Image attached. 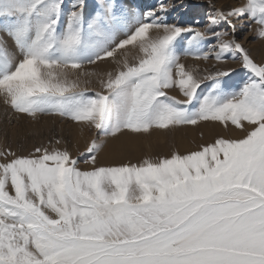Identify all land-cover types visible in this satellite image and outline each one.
Instances as JSON below:
<instances>
[{
  "label": "snow or ice",
  "instance_id": "snow-or-ice-1",
  "mask_svg": "<svg viewBox=\"0 0 264 264\" xmlns=\"http://www.w3.org/2000/svg\"><path fill=\"white\" fill-rule=\"evenodd\" d=\"M175 8L0 0L13 45L0 36L4 104L95 130L80 153L87 170L59 139L0 152V264H264V62L233 22L264 40V0L217 9L203 27L169 22ZM206 122L242 135L98 165L109 138Z\"/></svg>",
  "mask_w": 264,
  "mask_h": 264
},
{
  "label": "rangeland",
  "instance_id": "rangeland-1",
  "mask_svg": "<svg viewBox=\"0 0 264 264\" xmlns=\"http://www.w3.org/2000/svg\"><path fill=\"white\" fill-rule=\"evenodd\" d=\"M67 2L69 0H66ZM89 2L94 3L95 0H89ZM127 2L144 8L156 7L161 0H127ZM163 2L176 5L175 10L169 15V22L180 21L184 24L191 23L193 26L203 27L207 23L209 14L215 12V10L229 11L233 8H239L244 4L245 0H163ZM196 21L200 23L197 25ZM233 22L236 25L235 35L237 41L252 56L249 51L250 47L263 41L255 35L256 25L251 24L252 31H249L250 22L246 18L234 19ZM224 30L230 31L227 25L224 26ZM0 36L4 37L11 50L13 47L12 42L3 33H0ZM252 58L254 59V57ZM254 60L256 61V59ZM181 62L186 66H195L197 64V62L192 60L182 59ZM212 63L215 62L213 61ZM200 67L203 68L205 65L201 62ZM207 67H211V64L207 65ZM221 67H231L238 72L240 71L239 65L232 62ZM93 68L94 66H89L85 68V71H92ZM173 94L175 95L176 93ZM178 98L180 97L178 96ZM0 108L3 110L2 112L0 109V152L8 150L15 152L17 155H28L36 147L47 146L50 148L55 140L59 139L62 143L58 147H67L72 156L79 160V167L82 170L88 169L89 166L83 163L84 157L80 153L85 152L87 143L95 136V130L77 126L70 121L54 116H41L36 121H33L22 114L13 112L10 107L4 104L3 97H0ZM81 135H85L87 138ZM241 135L242 133L233 126L225 129L224 126L211 122L201 123L195 127H184L175 132L153 131L150 136L124 134L119 139L109 138L107 140V147L99 154L98 165L112 166L127 162L137 163L145 156L153 159L161 156L167 157L172 151L185 154L198 150L202 144L214 142L216 138L236 139ZM107 149L110 154H105ZM2 162H4L3 158L0 157V163Z\"/></svg>",
  "mask_w": 264,
  "mask_h": 264
},
{
  "label": "bare ground",
  "instance_id": "bare-ground-1",
  "mask_svg": "<svg viewBox=\"0 0 264 264\" xmlns=\"http://www.w3.org/2000/svg\"><path fill=\"white\" fill-rule=\"evenodd\" d=\"M250 53L252 54V57H254V59H256L257 63L263 62L264 59V40L260 43V44H256L253 47H250L249 49ZM1 109V108H0ZM5 110V109H4ZM1 111L3 112V110L1 109ZM6 112V111H5ZM1 117V116H0ZM22 119V118H21ZM1 124V123H0ZM64 126V125H63ZM71 126V125H70ZM211 128V127H210ZM82 129V128H80ZM84 129V128H83ZM208 130V129H207ZM75 132V131H74ZM78 133V132H77ZM81 133V132H80ZM76 134V133H75ZM84 134V133H83ZM78 135V134H77ZM86 135V134H85ZM84 135V136H85ZM193 135V134H192ZM83 136V135H81ZM83 136V137H84ZM72 137V136H71ZM79 137V135H78ZM86 137V136H85ZM87 138V137H86ZM153 138V137H152ZM136 140V139H135ZM75 141V140H74ZM80 141V140H79ZM130 141V140H129ZM83 142V140H82ZM110 142V141H109ZM128 142V141H127ZM135 142V141H134ZM80 143V142H79ZM81 144V143H80ZM131 145V144H130ZM138 148V147H137ZM112 151V150H111ZM105 154H110V151L107 149ZM107 156V155H106ZM110 161V160H109Z\"/></svg>",
  "mask_w": 264,
  "mask_h": 264
}]
</instances>
